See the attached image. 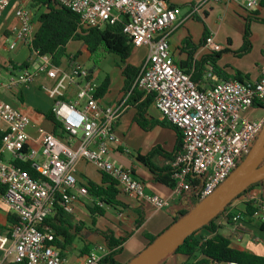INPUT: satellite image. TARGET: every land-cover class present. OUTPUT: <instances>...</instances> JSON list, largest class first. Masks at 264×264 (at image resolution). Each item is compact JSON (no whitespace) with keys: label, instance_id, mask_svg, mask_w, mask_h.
Segmentation results:
<instances>
[{"label":"built area","instance_id":"2783aa9c","mask_svg":"<svg viewBox=\"0 0 264 264\" xmlns=\"http://www.w3.org/2000/svg\"><path fill=\"white\" fill-rule=\"evenodd\" d=\"M50 1L77 16L87 28L100 29L105 24L121 22V32L131 47L146 49L132 87L152 94L153 108L179 132L180 148L170 160L173 183L169 197L161 199L145 194L143 185L109 157L108 143L118 142L113 127L122 113L120 100L101 105L95 96L98 85L95 76L78 62L71 61L70 67L63 70L52 64L50 56L31 53L35 67L8 74L5 80L0 78V88L6 91L24 88L40 75L51 80L52 86L43 89L52 100L50 111L59 125V136L35 127L39 148L37 151L28 148L25 132L28 118L0 101V190L3 191L0 200L15 218L7 235L0 236V251L7 252L6 246L10 244L14 262L22 264H66L53 246V230L44 221L56 208L70 214L77 198L87 195L73 176L78 161L110 178L119 193L154 210L166 209L172 198L189 189V180L194 177L203 178L198 202L213 192L236 168L240 157L247 154L264 124V62L254 82L230 79L199 89L169 56L168 34L178 23V11L165 0ZM206 1L215 0H196L186 18L199 15ZM226 1L235 3L245 14L253 12L261 2ZM9 2L0 0V19ZM13 16L16 24L6 39V49L11 51L17 44L28 49L32 39L31 15L19 6ZM202 50L220 51L212 33L204 38ZM67 88L74 89L71 100ZM254 102L261 104L262 114L249 121L242 114ZM14 162L31 163L38 177H31ZM247 200L256 209L253 217L264 212V203L256 197L248 194ZM241 215L234 212L230 219L233 232L239 230ZM105 254L103 246H95L87 252L82 264H98Z\"/></svg>","mask_w":264,"mask_h":264},{"label":"crops","instance_id":"0c3cea01","mask_svg":"<svg viewBox=\"0 0 264 264\" xmlns=\"http://www.w3.org/2000/svg\"><path fill=\"white\" fill-rule=\"evenodd\" d=\"M196 0H165L172 8L178 11L177 25L168 34V53L172 61L188 76L191 81L199 88L206 89L216 81L223 79L230 80L234 74L240 76L241 81L254 82L258 78V68L263 63L262 53H264V24L249 21L248 45L245 53L239 54L243 49L242 36L245 29V19L248 14H256L258 18L264 20V0H261L257 9L245 14L235 3L226 0L206 1L202 4L199 15L186 18L190 7ZM29 0H10L9 5L4 10L0 19V66L9 69V63L26 64V70L35 67V60L32 58L26 47L19 44L11 51L6 49V39L9 32L15 26L16 21L13 11L16 7H23L28 10L31 18V33L34 34L38 24L34 10L28 9ZM181 19V21H180ZM208 33L213 34V42L220 47L217 53H210L202 50V43ZM76 43L77 57L71 60L76 53H68V59L62 58L60 64H64L63 70L70 67L71 61L78 62L84 68L93 72V65L88 67V54L79 42ZM132 57L137 59L139 66L146 56L144 47L132 50ZM66 54V52H65ZM215 68L220 74L221 79L211 72V67ZM60 67V65H59ZM8 71L0 70V78L5 80ZM214 77L210 80L209 76ZM120 76V75H119ZM106 77L108 87L106 92L99 98L101 105H111L117 101L121 103L122 113L113 127V134L118 140L117 143H108L109 157L116 164L129 171L130 176L139 181L144 187V193L154 195L161 199L168 198L170 195L171 177L163 170L170 169L171 154L174 152L176 133L168 127L154 126L147 131L141 130L131 121L133 110L126 104V97H123L120 89L122 79L118 84V89H110V80L104 75L97 84ZM96 78V76H95ZM52 81L43 75L37 76L27 87L13 91H6L0 88V101L9 104L24 114L29 125L25 132L28 136L27 147L38 150L39 141L35 133V127H41L51 132V125L44 120L38 113H45L50 110L52 100L48 97L44 89L52 86ZM44 88V89H43ZM71 100L74 89L67 88ZM262 112L260 107L252 105L242 116L249 120H257ZM145 117L160 120L159 113L150 104ZM48 124V126H46ZM156 149L149 157V164L156 170L151 172L144 164L139 162L136 157H145ZM166 155V156H165ZM160 171V173L158 172ZM73 176L76 184L81 186L84 182H90L100 186V175L94 168L83 162L78 161L74 166ZM169 181L166 183L165 181ZM250 194L264 203V182L250 190L246 196L236 199L231 205L230 210L242 214L243 204L247 195ZM95 200L88 195L78 197L72 205L70 214L65 215L71 235L68 245L62 249V257L66 264H82L87 252L95 246H103L102 234L111 233L114 239H122L118 252L114 256V261L118 264L128 263L134 256L141 252L147 241L146 236H157L166 229L176 212H180L184 203L178 202V198H172L166 209L154 210L151 206L144 204L134 198L119 193L116 197L121 206L107 207L95 201L101 214H90L88 208L93 206ZM6 207L0 200V236L8 233L10 224L8 223ZM142 217V222L138 227H134L135 221ZM262 218V219H261ZM264 222V212L259 213L251 219L242 218L238 221L239 230L233 232L229 223L221 220L218 233L224 236L229 244V248L249 255L264 256V234L253 225L257 221ZM212 234L199 230L194 234V238L208 239ZM60 240V239H59ZM11 245L6 246L7 252L0 251V264H13L14 259L9 251ZM201 258L195 256L191 260L179 255L168 256L163 264H191ZM213 264V263H206Z\"/></svg>","mask_w":264,"mask_h":264},{"label":"trees","instance_id":"16d2710c","mask_svg":"<svg viewBox=\"0 0 264 264\" xmlns=\"http://www.w3.org/2000/svg\"><path fill=\"white\" fill-rule=\"evenodd\" d=\"M170 8H172L170 6ZM28 9L34 10L36 14V22L38 27L34 34H32V39L30 46L28 48L29 53H36V55H48L50 56L51 62L54 66H59L62 58L68 59V56L65 54V46L68 42H79L85 51L88 54V61L96 67L98 62L101 59L102 54H112L118 57L119 62L122 66L119 67V75L122 79V85L120 92L123 97H126V104L132 108L133 115L131 121L136 124L141 130L147 131L154 126L158 127H168L176 133V142L174 147V152L171 154V159L175 153L179 151L180 148V134L179 132L171 127L160 115V120H155L145 117V111L147 107L152 104V94H145L141 91L136 90L132 87V84L135 80V77L139 71V66H133L127 63L128 58L131 55L133 48L130 45V42L127 40L124 34L121 32V22L108 25L105 24L102 28H87L82 26L79 23L77 16L72 14L70 11L57 6L50 0H29ZM245 19V29L242 36L243 49L239 54L245 53L248 48V29L247 23L249 21H254L257 23L264 24V20L258 18L256 14H248ZM101 53V54H99ZM264 62V53L261 54ZM77 57V53L73 55L71 60H74ZM26 64H20L16 66L15 64L9 63V69L3 68L0 66V70L8 71L9 74H13L18 71L26 69ZM211 72L214 73L218 78L221 79L220 74L217 72L213 66L211 67ZM90 71V70H89ZM233 80L241 82L240 76L234 74ZM222 81H226L223 79ZM108 80L106 77L101 80L96 89L95 96L100 98L107 90ZM256 107H261L260 103H253ZM44 120L50 123L51 132L55 136H59L58 129L59 125L55 122L51 111L45 113H38ZM2 132L0 131V136ZM258 135V134H257ZM256 137L252 141L248 152L251 150ZM156 149H153L150 154L145 157H136V159L144 164L151 172H156V170L149 164L148 159L154 153ZM244 154L237 161L236 167L244 160L247 156ZM166 156V155H165ZM16 166L25 171L28 175L33 178H37L38 174L33 170L31 163L29 162H14ZM260 165H264V157L262 158ZM160 173V171H158ZM167 172V176L171 177V170H163ZM100 175V186H96L90 182H84L82 187L86 190V194L95 200L97 203H100L107 207H117L121 204L116 201V197L119 195V192L116 189V184L107 176L97 172ZM168 183L169 181H165ZM264 182V179L249 185L244 191L239 193L231 202L226 205V207L221 210L212 220L207 224L202 226L199 230H205L212 234V237L208 239L203 238H194V234L197 232L191 233L187 236L182 243H180L171 253L164 257L157 264H163L164 260L170 255H179L187 260H191L195 256H199L201 259L195 263L191 264H264V256L257 257L249 255L243 252L236 251L229 248L227 239L218 233L220 229L221 220H224L225 223H229L231 217L234 215V211L230 210V205L238 198L245 197L250 190L260 186ZM170 188L172 186V177L171 182H169ZM203 178L194 177L189 180V189L186 192H183L178 197V202L184 203V207L180 212H176L171 220L170 225L164 229L160 234L167 230L173 223L178 221L184 215H186L190 210H192L198 204V194L202 188ZM3 191L0 190V194ZM93 203V206L88 208L90 214L97 213L101 214L99 207ZM242 215L244 218L251 219L256 209L253 207L252 202L247 200L243 204ZM142 217L140 216L134 223V227H138L142 222ZM15 222L13 215L8 214V223L11 225ZM44 224L50 227L54 233L53 246L58 249L60 255L62 256V249L64 246L68 245L72 235L67 231L70 230L67 222L65 221V215L55 209L51 216H48ZM256 229L264 234V222H254L253 225ZM67 229V230H66ZM159 234V235H160ZM159 235L157 236H146L144 235L147 243L145 247L151 244ZM60 239V240H59ZM103 245L106 249V254L100 259L98 264H118L114 261V256L119 250V246L122 242V239H114L112 234L107 232L102 234ZM144 247V248H145ZM13 264H22L16 263Z\"/></svg>","mask_w":264,"mask_h":264},{"label":"water","instance_id":"95a60500","mask_svg":"<svg viewBox=\"0 0 264 264\" xmlns=\"http://www.w3.org/2000/svg\"><path fill=\"white\" fill-rule=\"evenodd\" d=\"M263 157L264 124L247 156L227 178L126 264H157L161 261L187 236L212 220L249 185L264 179V165H260Z\"/></svg>","mask_w":264,"mask_h":264},{"label":"rangeland","instance_id":"374dc122","mask_svg":"<svg viewBox=\"0 0 264 264\" xmlns=\"http://www.w3.org/2000/svg\"><path fill=\"white\" fill-rule=\"evenodd\" d=\"M76 43H67L65 46V52L66 55L68 53H76L77 48H76ZM101 54V53H99ZM88 67H91V62H87ZM127 63L131 65L137 64V59L132 57V53L130 57L127 60ZM122 66V64L119 62L118 57L112 55V54H102L100 61L98 62L97 66L93 68V72L96 76V79L99 81V79L106 75L109 80H110V89L115 90L118 89V84L120 81V76H119V67ZM60 67H64V64H60ZM48 126V124H46Z\"/></svg>","mask_w":264,"mask_h":264}]
</instances>
